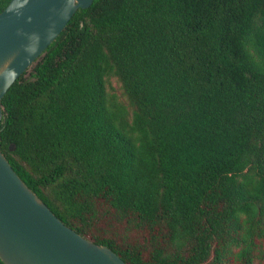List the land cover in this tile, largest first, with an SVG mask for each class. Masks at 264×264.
Instances as JSON below:
<instances>
[{
	"label": "trees",
	"instance_id": "obj_1",
	"mask_svg": "<svg viewBox=\"0 0 264 264\" xmlns=\"http://www.w3.org/2000/svg\"><path fill=\"white\" fill-rule=\"evenodd\" d=\"M1 104L15 173L125 264H264V0H94Z\"/></svg>",
	"mask_w": 264,
	"mask_h": 264
},
{
	"label": "water",
	"instance_id": "obj_2",
	"mask_svg": "<svg viewBox=\"0 0 264 264\" xmlns=\"http://www.w3.org/2000/svg\"><path fill=\"white\" fill-rule=\"evenodd\" d=\"M94 0H10L0 12L2 98ZM15 146H10L14 151ZM0 260L3 264H125L111 249L67 227L15 173L0 151Z\"/></svg>",
	"mask_w": 264,
	"mask_h": 264
},
{
	"label": "rangeland",
	"instance_id": "obj_3",
	"mask_svg": "<svg viewBox=\"0 0 264 264\" xmlns=\"http://www.w3.org/2000/svg\"><path fill=\"white\" fill-rule=\"evenodd\" d=\"M26 76H28V73ZM112 88L115 90V92H118V86L116 83L112 82ZM109 91H111V89H109Z\"/></svg>",
	"mask_w": 264,
	"mask_h": 264
}]
</instances>
